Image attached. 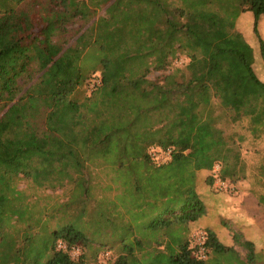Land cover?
<instances>
[{
	"label": "trees",
	"instance_id": "obj_1",
	"mask_svg": "<svg viewBox=\"0 0 264 264\" xmlns=\"http://www.w3.org/2000/svg\"><path fill=\"white\" fill-rule=\"evenodd\" d=\"M247 12L264 59V0H0V264H207L210 252L264 264L242 229L243 257L209 227L207 259L188 238L211 208L199 173L248 176L244 138L221 122L264 136V78L237 28ZM101 164L112 195L96 196ZM60 189L62 202L44 193Z\"/></svg>",
	"mask_w": 264,
	"mask_h": 264
},
{
	"label": "rangeland",
	"instance_id": "obj_2",
	"mask_svg": "<svg viewBox=\"0 0 264 264\" xmlns=\"http://www.w3.org/2000/svg\"><path fill=\"white\" fill-rule=\"evenodd\" d=\"M237 28L243 33L247 41L253 45L256 54L255 71L259 76L264 78V59L260 52V43L253 33V14L251 12L244 13L237 21ZM259 34L264 41V15L261 17L258 24ZM89 59L85 57L82 64H88ZM187 62L184 56H180L177 61L173 62L167 71L165 72H151L149 74V80H160L165 74L171 72L175 68H180ZM90 81V80H89ZM80 93L88 95L90 93V86H83L80 89ZM81 94V98L83 95ZM221 126L227 133L235 130L243 136L241 144L242 156L247 164V179L239 181L236 184H232L235 187V192H231L229 189H220L217 187V174L215 169L211 172L199 173V182L201 190L207 193V197L211 200L209 205L210 214L205 218L206 224L202 226L192 227L189 230L188 238L190 240V246L193 245V234L198 230H207L208 226H212L215 229L219 239L227 246H233L243 257L246 255V251L236 245L233 241L232 235L234 232H238L241 229L249 239H254L256 243V249L258 252L264 250V209L259 204L257 196L259 191H264V180L259 174V167L264 165V136L261 139H254L246 128V122L241 124L232 125L226 120L221 122ZM89 172L92 176L93 184L95 185L96 196H102L111 194L106 192V186L110 185L115 188L117 184L113 181V173L110 168H106L105 165L91 166ZM24 182L21 183V187H24ZM66 189L56 190L52 192L47 190L45 194H53L55 200L62 202L66 199ZM111 253L105 254L106 257ZM73 257H78L77 253L72 254ZM207 264H236L235 259H230L224 256H218L209 254ZM106 260V259H105ZM102 262H104L102 260ZM145 261H143V264ZM263 264V263H259Z\"/></svg>",
	"mask_w": 264,
	"mask_h": 264
},
{
	"label": "built area",
	"instance_id": "obj_3",
	"mask_svg": "<svg viewBox=\"0 0 264 264\" xmlns=\"http://www.w3.org/2000/svg\"><path fill=\"white\" fill-rule=\"evenodd\" d=\"M100 84V79L98 76L93 77L88 81V85L90 86V92L94 90ZM172 148H167L163 150L161 148H151L149 150V154L153 157V159L162 164L167 162L171 159L172 156ZM216 174L218 176L219 172V165L215 167ZM217 187L220 189H229L231 192H235V187L228 181H222L217 177L216 180ZM207 242V232L205 230H198L196 233L193 234V248H194V255L199 259H207V252L208 249L206 247ZM62 247V245H60ZM77 253L79 256L80 250L74 249L71 251V254Z\"/></svg>",
	"mask_w": 264,
	"mask_h": 264
},
{
	"label": "crops",
	"instance_id": "obj_4",
	"mask_svg": "<svg viewBox=\"0 0 264 264\" xmlns=\"http://www.w3.org/2000/svg\"><path fill=\"white\" fill-rule=\"evenodd\" d=\"M88 95H91V94H88ZM205 172H208V170H202V173H205ZM207 210H208V212H207L206 216L204 217V220L202 221V222H204V224L207 223V222H205V218H207L208 216H211V214H210V208L207 207ZM208 227L210 229H212V230H215L212 226H208Z\"/></svg>",
	"mask_w": 264,
	"mask_h": 264
}]
</instances>
